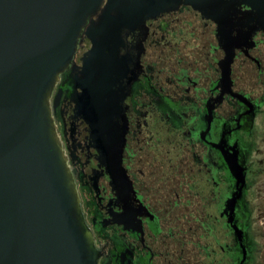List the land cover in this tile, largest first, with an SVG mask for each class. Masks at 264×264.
Returning a JSON list of instances; mask_svg holds the SVG:
<instances>
[{"label": "flooded vegetation", "instance_id": "af4514ba", "mask_svg": "<svg viewBox=\"0 0 264 264\" xmlns=\"http://www.w3.org/2000/svg\"><path fill=\"white\" fill-rule=\"evenodd\" d=\"M112 1L88 16L49 96L95 264H260L255 231V254L250 248L247 177L231 214L235 180L223 154L235 153L247 173L264 105V0H226L220 9L232 37L246 34L230 71L231 91L243 98L221 94L217 23L191 4L181 0L122 27L125 73L113 89L121 95L114 119L125 191L108 171L84 99L99 77L93 49ZM124 5L111 15L121 17Z\"/></svg>", "mask_w": 264, "mask_h": 264}, {"label": "water", "instance_id": "95a60500", "mask_svg": "<svg viewBox=\"0 0 264 264\" xmlns=\"http://www.w3.org/2000/svg\"><path fill=\"white\" fill-rule=\"evenodd\" d=\"M101 1L0 0V264H95L93 238L56 133L49 96L72 59L84 23ZM121 1L127 5L116 18L111 10ZM180 1L113 0L103 16L93 49L99 77L84 99L88 123L99 136L108 171L120 191L127 189L117 120L121 95L113 89L125 73L117 56L120 31ZM184 1L217 23L225 50L218 62L221 94L242 97L231 91L230 71L234 49L246 34L230 35L226 14L220 12L227 1ZM223 155L235 180L226 201L232 214L246 186V173L235 153ZM234 230L241 235L236 225Z\"/></svg>", "mask_w": 264, "mask_h": 264}, {"label": "rangeland", "instance_id": "374dc122", "mask_svg": "<svg viewBox=\"0 0 264 264\" xmlns=\"http://www.w3.org/2000/svg\"><path fill=\"white\" fill-rule=\"evenodd\" d=\"M256 121L254 146L246 177L252 184V230L256 232V239L260 243L258 259L260 264H264V105Z\"/></svg>", "mask_w": 264, "mask_h": 264}, {"label": "trees", "instance_id": "16d2710c", "mask_svg": "<svg viewBox=\"0 0 264 264\" xmlns=\"http://www.w3.org/2000/svg\"><path fill=\"white\" fill-rule=\"evenodd\" d=\"M247 196L250 198L249 202L251 203L248 207V213L250 214V218L252 219V208H253V205H252V192H251V187H252V184H251V181L247 178ZM249 220V224H248V230H250V235H249V240H250V248H251V254H255V251H256V243H255V232L254 230H252V220Z\"/></svg>", "mask_w": 264, "mask_h": 264}]
</instances>
